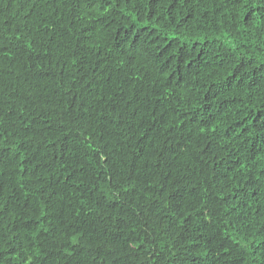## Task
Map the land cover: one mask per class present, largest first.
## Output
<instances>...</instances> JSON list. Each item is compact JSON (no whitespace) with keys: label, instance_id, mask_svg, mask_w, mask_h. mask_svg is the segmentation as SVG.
Returning <instances> with one entry per match:
<instances>
[{"label":"trees","instance_id":"trees-1","mask_svg":"<svg viewBox=\"0 0 264 264\" xmlns=\"http://www.w3.org/2000/svg\"><path fill=\"white\" fill-rule=\"evenodd\" d=\"M0 264H264V0H0Z\"/></svg>","mask_w":264,"mask_h":264}]
</instances>
